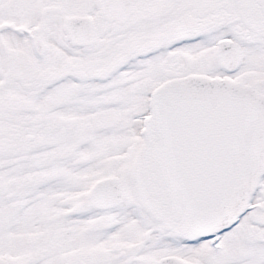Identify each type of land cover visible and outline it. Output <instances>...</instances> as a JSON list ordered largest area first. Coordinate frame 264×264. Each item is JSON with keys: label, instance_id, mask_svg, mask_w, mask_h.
I'll return each instance as SVG.
<instances>
[{"label": "snow or ice", "instance_id": "snow-or-ice-1", "mask_svg": "<svg viewBox=\"0 0 264 264\" xmlns=\"http://www.w3.org/2000/svg\"><path fill=\"white\" fill-rule=\"evenodd\" d=\"M0 264H264V0H0Z\"/></svg>", "mask_w": 264, "mask_h": 264}]
</instances>
